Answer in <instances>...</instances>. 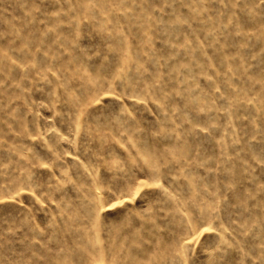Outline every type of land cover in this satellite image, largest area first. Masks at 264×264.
Wrapping results in <instances>:
<instances>
[{
	"label": "rangeland",
	"instance_id": "1",
	"mask_svg": "<svg viewBox=\"0 0 264 264\" xmlns=\"http://www.w3.org/2000/svg\"><path fill=\"white\" fill-rule=\"evenodd\" d=\"M262 155V0H0V264H260Z\"/></svg>",
	"mask_w": 264,
	"mask_h": 264
},
{
	"label": "snow or ice",
	"instance_id": "2",
	"mask_svg": "<svg viewBox=\"0 0 264 264\" xmlns=\"http://www.w3.org/2000/svg\"><path fill=\"white\" fill-rule=\"evenodd\" d=\"M262 2H264V0H262ZM262 159H264V155H262ZM42 167L43 168H48L49 165L48 164H43ZM110 167H118V165H110ZM141 184L145 185L146 187H149V188H153V187L160 188L161 187L160 184H148L147 181H141ZM117 190H119V189H117ZM141 190H142L141 188L137 187V189H136L137 195L139 194V191H141ZM113 199H115V197H113ZM0 203H8V201H0ZM123 203H124L123 200H119L116 203H111L110 207L111 208H117L120 205H122ZM211 231H213L212 228H209V227L203 228V232H200L198 235L194 236V240L198 239L200 234H203V233H206V232H211ZM248 264H253V262L251 260H249ZM260 264H264V251H262L260 253Z\"/></svg>",
	"mask_w": 264,
	"mask_h": 264
}]
</instances>
